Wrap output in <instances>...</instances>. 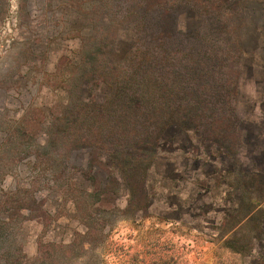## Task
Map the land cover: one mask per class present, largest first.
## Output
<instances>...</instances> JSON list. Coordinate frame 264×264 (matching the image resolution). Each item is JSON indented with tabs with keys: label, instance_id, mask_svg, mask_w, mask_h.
<instances>
[{
	"label": "rangeland",
	"instance_id": "rangeland-1",
	"mask_svg": "<svg viewBox=\"0 0 264 264\" xmlns=\"http://www.w3.org/2000/svg\"><path fill=\"white\" fill-rule=\"evenodd\" d=\"M20 6L19 0H11L9 17L0 26V84L11 78L8 91L0 85V143L6 154L0 195L15 189L27 194L22 187L32 186V155L24 157L10 147L23 120L34 121L40 110L53 112L63 90L60 78L48 75L57 72L61 57L75 50L79 40L60 24L50 33L44 6L32 4L22 16ZM177 6L179 40L202 47L193 33L213 32L208 23L214 18L205 20L180 2ZM235 6L237 15L229 22L226 39L237 42L238 49L227 48L225 53H231L228 70L237 79L230 106L239 144L232 140L230 148H221L217 134L206 131L213 119L198 132L171 128L168 145L148 169L151 194L145 210L135 209L124 192L115 207H103L96 214L90 210L89 192L73 191L65 198L57 186H32L31 192L46 199L50 223L45 228L37 219L28 222L19 215L14 229L7 230L9 214L0 205V264H35L30 258L39 240L75 242L76 254L88 242L84 259L67 264H264V0H227L224 17ZM26 52L34 63L15 76L20 53ZM89 164L88 151L77 154L69 172ZM132 174L136 182L137 171ZM74 200L82 206L79 213ZM8 232L16 240L19 234L24 237L23 249L16 241L7 243Z\"/></svg>",
	"mask_w": 264,
	"mask_h": 264
},
{
	"label": "trees",
	"instance_id": "trees-1",
	"mask_svg": "<svg viewBox=\"0 0 264 264\" xmlns=\"http://www.w3.org/2000/svg\"><path fill=\"white\" fill-rule=\"evenodd\" d=\"M10 1L0 0V26L9 17ZM19 1L21 16L24 8L42 5L50 33L54 24H60L62 31L75 33L79 39L74 43L77 48L61 57L57 72L48 75L60 78L63 90L53 112L40 110L34 121L23 120L10 147L24 157L32 155V171L36 173L32 186H57L65 198L73 191L89 192L93 197L90 210L96 214L103 207H115L124 192L135 209L145 210L151 194L148 169L168 145L171 128L198 132L206 120L213 119L206 131L217 134L221 148H230L232 140L239 144L233 135L236 118L230 106L237 79L228 70L231 53H225L227 48L238 49L237 42L226 39L237 6L224 17L227 0ZM179 2L204 15L205 20L214 18L208 23L213 32L193 33L202 47L186 46L179 40ZM31 63L30 54L20 53L15 76ZM10 80L0 84L5 89L0 88V94L9 90ZM20 82L16 78L15 84ZM3 149L0 143L2 169L6 163ZM85 151L90 156L89 166H74L69 172L76 155ZM132 171H137L136 182ZM32 186L22 187L27 194L15 189L0 195L2 211L9 214L7 230L14 229L12 224L19 215L48 227L51 212L46 199L31 192ZM74 205L79 213L80 202L74 200ZM20 235L16 240L8 232L5 239L13 245L15 241L22 244L23 249L24 237ZM74 243L39 240L30 260L35 264H67L84 259L88 242L78 246L80 254H76Z\"/></svg>",
	"mask_w": 264,
	"mask_h": 264
}]
</instances>
